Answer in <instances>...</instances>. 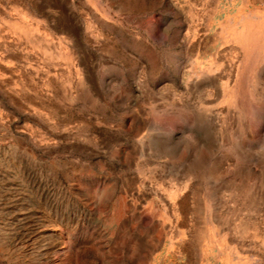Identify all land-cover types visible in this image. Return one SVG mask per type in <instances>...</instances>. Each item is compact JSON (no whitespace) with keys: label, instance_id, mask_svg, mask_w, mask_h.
<instances>
[{"label":"rangeland","instance_id":"obj_1","mask_svg":"<svg viewBox=\"0 0 264 264\" xmlns=\"http://www.w3.org/2000/svg\"><path fill=\"white\" fill-rule=\"evenodd\" d=\"M0 264H264V0H0Z\"/></svg>","mask_w":264,"mask_h":264}]
</instances>
